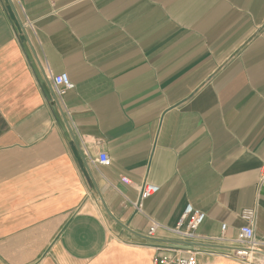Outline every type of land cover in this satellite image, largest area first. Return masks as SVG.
<instances>
[{"label": "crops", "instance_id": "0c3cea01", "mask_svg": "<svg viewBox=\"0 0 264 264\" xmlns=\"http://www.w3.org/2000/svg\"><path fill=\"white\" fill-rule=\"evenodd\" d=\"M263 171L264 0H0V264H154L168 247L246 264L214 238L254 206L263 238ZM186 204L220 249L134 239H176Z\"/></svg>", "mask_w": 264, "mask_h": 264}, {"label": "built area", "instance_id": "2783aa9c", "mask_svg": "<svg viewBox=\"0 0 264 264\" xmlns=\"http://www.w3.org/2000/svg\"><path fill=\"white\" fill-rule=\"evenodd\" d=\"M73 86L71 79L67 76L66 73H59L54 75L53 84L50 89L51 98L50 102L53 107L62 108L63 106V97L68 90ZM97 162L102 164L109 163V156L107 153L102 152L97 157ZM264 179V171L262 178ZM121 180L125 183H129L127 177H121ZM159 187L156 184L151 182H144L140 187V200L147 198L150 195H153L158 191ZM135 203V202H134ZM140 207V201L137 203V208ZM184 211L179 217V220L176 222V226L171 229L173 234L176 236V240H185V241H199V237L196 233L197 227L202 223L205 218V213L201 210L193 208L191 204H186ZM257 207H245L243 208L239 215L240 218L244 221V224L239 227V230L236 234V238H214V240H226L228 245L233 251L235 258L241 260L246 264L253 263L251 255L257 251H260V247L264 245V233L262 239H256L254 236V224L256 217ZM226 228V223L221 225V230L224 231ZM150 234L147 235L148 238H157L154 234V228L150 229ZM211 240V238H210ZM208 240V241H210ZM202 242V240H201ZM167 250L169 253L165 255H159L154 258V264H197V255L192 250H183V248L168 247ZM186 251V252H184Z\"/></svg>", "mask_w": 264, "mask_h": 264}, {"label": "water", "instance_id": "95a60500", "mask_svg": "<svg viewBox=\"0 0 264 264\" xmlns=\"http://www.w3.org/2000/svg\"><path fill=\"white\" fill-rule=\"evenodd\" d=\"M45 92L47 93L49 99L51 98V93L49 92V88L46 86L45 88ZM134 236V239L140 241V242H143V243H169L173 246H177V247H180V246H183L185 248H192L194 247L195 245L196 246H199V247H204V248H213V249H220L221 247L216 245V244H213V243H210V244H206V243H203V242H200V241H185V240H172V239H158V238H148L146 236H143V235H140V234H135L133 235Z\"/></svg>", "mask_w": 264, "mask_h": 264}]
</instances>
